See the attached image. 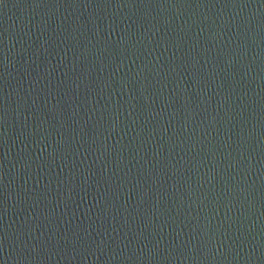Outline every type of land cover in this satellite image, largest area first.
I'll return each mask as SVG.
<instances>
[{"label": "water", "instance_id": "obj_1", "mask_svg": "<svg viewBox=\"0 0 264 264\" xmlns=\"http://www.w3.org/2000/svg\"><path fill=\"white\" fill-rule=\"evenodd\" d=\"M0 264H264V0H0Z\"/></svg>", "mask_w": 264, "mask_h": 264}]
</instances>
